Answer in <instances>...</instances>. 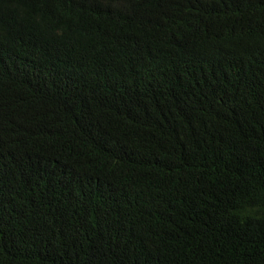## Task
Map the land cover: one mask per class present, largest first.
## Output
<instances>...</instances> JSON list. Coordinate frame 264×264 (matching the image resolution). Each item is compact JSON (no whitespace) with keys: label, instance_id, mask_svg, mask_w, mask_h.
Masks as SVG:
<instances>
[{"label":"trees","instance_id":"1","mask_svg":"<svg viewBox=\"0 0 264 264\" xmlns=\"http://www.w3.org/2000/svg\"><path fill=\"white\" fill-rule=\"evenodd\" d=\"M0 264H264V0H0Z\"/></svg>","mask_w":264,"mask_h":264}]
</instances>
